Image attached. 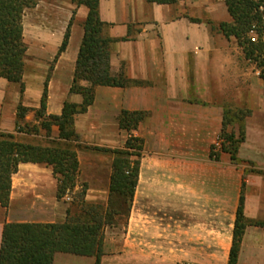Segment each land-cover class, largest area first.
<instances>
[{"label":"crops","instance_id":"crops-1","mask_svg":"<svg viewBox=\"0 0 264 264\" xmlns=\"http://www.w3.org/2000/svg\"><path fill=\"white\" fill-rule=\"evenodd\" d=\"M98 12L103 36L113 40L110 74L129 83L96 86L92 103L75 116L74 190L85 184L87 202L107 205L111 150L123 149L129 136L119 125L124 110L143 113L133 131L143 140L137 183L127 215L114 214L102 227L98 262L95 254L58 251L51 264H227L241 195L245 218L264 222V79L235 38L217 29L230 20L223 0H99ZM87 14L71 0H38L24 11V88L0 78V131L21 133L19 102L39 107L70 21L68 44L48 80L46 112L60 114L65 100L81 102L69 88ZM228 103L249 110L244 140L236 161L227 152L214 160L210 148ZM25 120L36 122L33 111ZM57 133L53 126L47 138ZM56 191L50 166L20 163L8 204L0 205V245L5 223H63L68 210L75 212L72 193L58 198ZM237 264H264L263 226H246Z\"/></svg>","mask_w":264,"mask_h":264},{"label":"trees","instance_id":"trees-1","mask_svg":"<svg viewBox=\"0 0 264 264\" xmlns=\"http://www.w3.org/2000/svg\"><path fill=\"white\" fill-rule=\"evenodd\" d=\"M38 0H0V78L18 83L23 92L26 44L23 40V14L33 8ZM75 5H85L88 14L83 22V37L79 47L69 94L81 96L80 103L65 100L60 114H47V84L59 55L66 49L71 21L64 32L46 75L39 107L32 109L18 103L16 130L27 134H39L40 130L50 135L57 126V139L46 145L23 142L13 133L0 131V205L6 206L11 189V176L23 162L50 166L57 178L58 198L74 191L79 176V161L76 152L78 136L74 119L86 111L92 103L96 86H126L129 80L120 74H110V44L112 39L103 36V22L98 12L99 0H71ZM159 4H172L176 0H146ZM230 16L220 22L217 29L225 37L235 38L246 60L254 64L264 79V0H223ZM83 82L85 84H83ZM34 111L33 124L24 122L27 113ZM246 108L224 110L220 152H227L236 161L237 149L244 140L241 122L248 115ZM142 112L122 111L119 125L129 136L123 149L111 150L109 199L107 205L85 200V184L72 196L76 211L67 212L63 223H5L0 245V264H51L55 252H70L97 255L101 244L102 227L114 214L127 215L129 204L137 183L143 140L133 135ZM24 122V123H23ZM237 124V128H235ZM230 126V128H229ZM220 152H210L214 160ZM248 224L264 227L263 221H251L243 214V195L240 196L232 233V243L227 264H237L240 245ZM96 262V264H97Z\"/></svg>","mask_w":264,"mask_h":264},{"label":"rangeland","instance_id":"rangeland-1","mask_svg":"<svg viewBox=\"0 0 264 264\" xmlns=\"http://www.w3.org/2000/svg\"><path fill=\"white\" fill-rule=\"evenodd\" d=\"M28 9H31V8H28ZM263 40H264V35H263ZM52 61L50 62V65H51ZM252 64V63H250ZM54 65V64H53ZM254 65V64H253ZM49 70V69H48ZM259 72V71H258ZM226 108H243V107H238V106H235V105H232V104H229L225 107ZM33 109V108H32ZM35 109V108H34ZM30 111H33V110H30ZM29 113V112H28ZM27 113V114H28ZM34 113V111H33ZM24 122L28 123V124H33L35 122H27L25 119H24ZM15 131L16 128H15ZM17 132H21L20 134H14L16 136V139H18L19 141H23V142H29V143H34V144H39V145H46V144H49L51 143L52 141H54V139H49L47 138V136L45 135V132L43 130H40L39 134H27L25 133L24 131H17ZM31 135V136H30ZM78 136V135H77ZM218 137H221V132L220 134L218 135ZM217 137V138H218ZM128 138V137H127ZM222 138V137H221ZM78 139V138H77ZM223 139V138H222ZM75 142V141H74ZM77 145V144H76ZM77 147V146H76ZM221 149V148H220ZM210 152H220V150L218 151H214L213 150V144L210 148ZM114 156V154L112 155ZM80 189V188H79ZM78 189V190H79ZM77 191V190H76ZM75 190L72 193V195L75 194L76 192ZM181 264H195V263H190V262H185V263H181Z\"/></svg>","mask_w":264,"mask_h":264},{"label":"built area","instance_id":"built-area-1","mask_svg":"<svg viewBox=\"0 0 264 264\" xmlns=\"http://www.w3.org/2000/svg\"><path fill=\"white\" fill-rule=\"evenodd\" d=\"M222 142H223V139L221 137H218L215 142L213 143V150L214 151H218L220 150L221 148V145H222ZM65 198L69 199V196L68 194L65 195Z\"/></svg>","mask_w":264,"mask_h":264}]
</instances>
